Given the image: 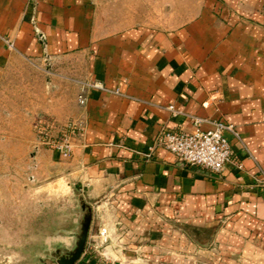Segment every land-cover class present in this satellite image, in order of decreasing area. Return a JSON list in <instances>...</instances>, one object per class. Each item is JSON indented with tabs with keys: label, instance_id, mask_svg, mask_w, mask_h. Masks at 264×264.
<instances>
[{
	"label": "crops",
	"instance_id": "obj_1",
	"mask_svg": "<svg viewBox=\"0 0 264 264\" xmlns=\"http://www.w3.org/2000/svg\"><path fill=\"white\" fill-rule=\"evenodd\" d=\"M47 64L41 108L83 133L71 158L35 150L32 176L90 206L76 264H264V0H0V74ZM86 82L120 95L91 89L81 105ZM189 116L233 124L241 141L225 137L243 169L145 156L162 130L193 132ZM68 214L48 242L22 228L11 244L57 246L46 262L57 264L76 248L85 212Z\"/></svg>",
	"mask_w": 264,
	"mask_h": 264
},
{
	"label": "rangeland",
	"instance_id": "obj_2",
	"mask_svg": "<svg viewBox=\"0 0 264 264\" xmlns=\"http://www.w3.org/2000/svg\"><path fill=\"white\" fill-rule=\"evenodd\" d=\"M53 77L48 64L40 70L33 67L0 74V264L54 260L59 247L13 246V238L21 236L22 228H29L23 237L37 240L45 234L48 242L54 224L61 221L63 231L67 230L69 209L82 205L81 198L65 184L33 181V152L39 145L34 122L38 116L54 117L41 108L50 100ZM45 194L46 199L42 198Z\"/></svg>",
	"mask_w": 264,
	"mask_h": 264
},
{
	"label": "built area",
	"instance_id": "obj_3",
	"mask_svg": "<svg viewBox=\"0 0 264 264\" xmlns=\"http://www.w3.org/2000/svg\"><path fill=\"white\" fill-rule=\"evenodd\" d=\"M33 24H36L35 19H33ZM7 43L8 49L13 51L14 44L10 41ZM91 89L120 95L119 90H109L102 83L86 82L83 84L82 94L79 97L81 105L86 104V94ZM168 110L174 115L183 114L174 106L168 107ZM190 119L195 127L193 132H176L164 129L159 133L145 156L151 158L157 150L166 151L175 156L180 164L200 167L212 174H221L228 164H236L239 169H243V164L236 162L233 148L225 137L226 132H229L241 141L240 132L233 124L225 121L210 122L192 116ZM207 123L211 124L212 128L207 131L202 130L201 127ZM34 129L38 135L39 145L37 148L46 147L59 153L63 158L73 156L76 142L83 133V127L78 122L63 125L51 116H38L34 122ZM261 177L259 184L264 186V172ZM99 235L101 245L110 242L111 237L107 228H103Z\"/></svg>",
	"mask_w": 264,
	"mask_h": 264
},
{
	"label": "water",
	"instance_id": "obj_4",
	"mask_svg": "<svg viewBox=\"0 0 264 264\" xmlns=\"http://www.w3.org/2000/svg\"><path fill=\"white\" fill-rule=\"evenodd\" d=\"M82 209L84 210L85 215L82 221L80 234L77 238L76 248L67 256L59 258L57 260V264H76L81 259L85 251L88 241L89 229L92 221V211L90 206L86 203L82 204Z\"/></svg>",
	"mask_w": 264,
	"mask_h": 264
}]
</instances>
